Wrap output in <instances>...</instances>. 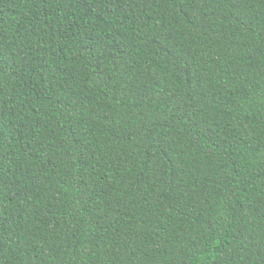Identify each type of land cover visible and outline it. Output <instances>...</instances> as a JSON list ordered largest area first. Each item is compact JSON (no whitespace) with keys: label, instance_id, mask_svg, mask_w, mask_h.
<instances>
[{"label":"trees","instance_id":"16d2710c","mask_svg":"<svg viewBox=\"0 0 264 264\" xmlns=\"http://www.w3.org/2000/svg\"><path fill=\"white\" fill-rule=\"evenodd\" d=\"M0 264H264V0H0Z\"/></svg>","mask_w":264,"mask_h":264}]
</instances>
